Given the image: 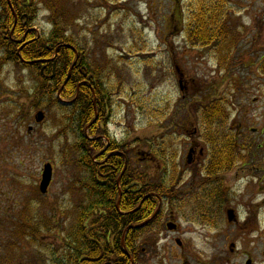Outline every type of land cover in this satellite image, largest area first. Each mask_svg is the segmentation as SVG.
Segmentation results:
<instances>
[{"label":"rangeland","instance_id":"rangeland-1","mask_svg":"<svg viewBox=\"0 0 264 264\" xmlns=\"http://www.w3.org/2000/svg\"><path fill=\"white\" fill-rule=\"evenodd\" d=\"M39 1L33 23L39 37H49L52 31L47 7L58 3L70 12L67 36L81 47L87 64L98 68L99 79L106 85L109 135L117 141L127 139L132 143L133 151H138L132 166L137 165L139 171L154 174L146 142L155 145L159 140L164 145L171 134L176 137L172 148L177 151L179 173H205L203 162L183 167L187 145L190 142L205 145L196 115L199 103L207 105L209 99L224 102L229 114L228 130L244 147L241 161L223 172L231 173L226 178L228 207L236 210L241 219H248V204L243 203L242 193L249 190L245 189L249 179L243 178L242 182L236 173H257V177L264 173V0H252L250 9L245 0H225V26L232 42L226 40L228 59L223 69L213 46L191 45L182 26L170 25L174 8L181 10V22L187 17L188 0ZM231 43L233 48L229 47ZM176 68L183 75L184 92L178 88ZM33 85V73L28 68L3 64L0 60V261L17 257L24 263L38 251L44 253L35 248L30 258L24 259L10 246L14 242L12 228L19 225L22 217V205L35 199L34 188L44 164L53 166L54 179L47 196L38 203L40 216L46 217L50 224L54 217L55 224L64 229L72 221L81 198L75 188L81 177L75 170L76 152L72 145L77 137L72 134V116L57 108L34 109L30 100L22 98ZM38 111L45 113L40 125L34 123ZM171 121L177 123L176 128L170 127ZM10 150L15 157L9 156ZM141 156L148 160L141 161L144 160ZM255 182L258 184L259 180ZM263 201L261 192L254 200L256 208L249 220L254 219L252 223L259 228L253 235L246 232L242 235L235 226L222 225L213 230L193 223L192 229L195 232L202 229L206 236V239L192 237L198 261L245 264L250 259L254 264H264ZM51 231L47 237L39 235L40 244H54L59 230ZM137 241V264H160V224L145 231Z\"/></svg>","mask_w":264,"mask_h":264},{"label":"trees","instance_id":"trees-1","mask_svg":"<svg viewBox=\"0 0 264 264\" xmlns=\"http://www.w3.org/2000/svg\"><path fill=\"white\" fill-rule=\"evenodd\" d=\"M188 1L190 2L189 7L185 9L187 17L181 22V18L183 19L181 10L174 8L169 19L171 20L170 25L182 26L186 33V40L191 45L215 46L220 68L226 67L228 56L226 55L224 39L222 38L223 20L226 15L224 1ZM39 3V0H0V60L3 64L10 63L24 66L33 73L34 85L30 88V91H25L22 98L30 100L34 104V109L50 110L57 108L62 113L72 116V134L77 137L72 145L76 152L75 162L77 165L75 170H78V173H86L91 176L95 173V166L92 162L95 152L94 144L93 141L83 138V130L95 118L92 91L97 98L95 100L96 111L100 113V106H103V101L107 98L106 85L99 78L93 77L89 81L92 90L87 87H81L80 93H77V88L81 81L77 65L70 72L69 79L66 82L68 70L75 59V54L71 48H77L74 39L67 36L66 30L67 19L72 16L69 17L71 15L70 12L63 10L58 3L47 7L51 13L52 31L49 37H37L33 23L38 14ZM183 23L184 25H182ZM66 45L72 47L69 48ZM227 51H229V47H227ZM44 59L51 61L47 65L42 62H34ZM23 62L31 64L27 65ZM53 62H56L57 65L55 78L51 80L47 77L51 73ZM63 85L64 87L60 92V100L74 101L70 107L60 106L58 99H56V94ZM82 91L84 94H82ZM196 115L199 119V125L202 127V138L209 148L205 173L230 171L236 162L240 160L242 152L239 150L237 138L228 130L229 114L224 107V102L214 100L208 101L207 105H200L199 103ZM67 119L70 120L71 117H67ZM67 119L64 120L65 123ZM95 126L96 123L92 124L88 129L89 137L95 135ZM171 126L174 127V123ZM158 141L155 145L146 142L150 150L149 161H152L155 166L152 173H158L162 164L160 160L165 161L163 173H175L177 171L176 151L172 146L175 144L173 141H176V137L168 134L164 145H160ZM9 156L12 157L13 154L10 153ZM145 158L148 159L147 157ZM11 168L13 169L14 166L12 165ZM149 173V171H139L136 168L132 170L134 193L131 197L133 204L130 210L132 208L134 210L143 197L149 193L154 196L146 199L140 209L131 215L132 225L149 219L157 206L156 197L160 198V183L152 182ZM124 179L125 176L122 177V182ZM78 184L82 186L83 182L76 181L75 188L80 190ZM136 184L138 185L136 186ZM19 185L22 188L23 184L19 183ZM81 188L82 198L80 203L74 209L72 221L64 229L55 224L54 217L53 222L50 224L46 217L40 216L38 211L40 205L38 203L44 197L38 193L37 188H34L35 199H30L22 205V217L19 225L14 224L12 228L14 242L10 246L19 252L21 258L24 259L30 258L31 252H34L35 248L42 249L44 253L38 251L37 254L31 256L30 260L35 258L34 262L28 260L20 263L21 261L15 257L12 260L3 259L0 264H79L82 215L85 212L87 217H93L95 215L94 212L101 210L96 207L97 202H108L105 210L108 213L107 217H111V220H109L107 217L96 216L94 219H96V222L98 221L99 227L102 229L105 224L107 226L112 224L117 230L120 220V215L114 210L117 193L113 191L102 193L95 188V184L91 180L86 184L85 189L83 186ZM98 192L102 196V200L99 198ZM84 203H86V206L83 205ZM87 203H91V205H87ZM155 222L153 220L147 225V228L152 227ZM51 230H59V235L54 237V244L45 243L43 246L38 241L39 235L45 234L47 237L52 232ZM130 234L134 236L136 233L131 231ZM92 240L93 237L90 234L86 244L91 250ZM99 241L102 245L103 239L101 237H99ZM119 245L120 240L117 237L114 241V248L116 249L114 256L117 262L130 264L129 259L123 256ZM138 252L133 247L132 255L134 261L138 257Z\"/></svg>","mask_w":264,"mask_h":264},{"label":"flooded vegetation","instance_id":"flooded-vegetation-1","mask_svg":"<svg viewBox=\"0 0 264 264\" xmlns=\"http://www.w3.org/2000/svg\"><path fill=\"white\" fill-rule=\"evenodd\" d=\"M245 1L247 9H250L252 0ZM222 38L225 46L228 45L226 40H229V43L232 42L227 26L223 29ZM80 48L78 46L77 50L73 51L75 54L73 63L75 65L70 67L67 74V77L70 76V72L77 65L81 78L77 93H80L81 87H87L92 90L89 81L93 77L96 79L100 77L98 68L87 64L85 54ZM50 61L44 59L34 62H42L47 65ZM56 65L57 63L53 62L51 73L49 77L46 76L47 78L51 79L52 71L56 72ZM180 80L184 92L186 87L183 75ZM82 94H84L83 91ZM92 94L94 95V100H97L93 91ZM106 103L107 98L104 99L103 106H100V113H97L96 132L92 139L95 151L92 157L95 173L91 176L81 173V179L84 181L82 185L84 189L91 180L98 191L102 193L108 191L117 193L114 210L116 213L120 212L118 213L120 215L119 227L115 230L112 224L109 226L105 224L101 229L98 221L96 222V219H94L95 216L107 217L108 213L105 208H107L108 202H97L96 207L101 210L94 212L95 215L93 217H87V213L83 212L80 225L79 264H122L118 263L114 256L116 252L114 248L115 239L119 237L120 250L123 256L128 258V254L133 258L134 243L135 247L138 248L139 242L137 240H139L141 235L135 234L133 236L130 234L131 231H128L132 225L131 215L133 214V208L131 210L130 208L133 204L131 197L134 193V183L130 172L133 165L132 143L128 142L127 139L117 141L109 135L107 129L109 126L107 123L108 107ZM174 127H177L176 122H174ZM85 134L84 130V138ZM194 134H197L196 130ZM207 154L208 146L206 144L190 142L187 145V156L189 155V159L186 160V163L189 161L191 165L200 162L204 164ZM13 157H15L14 151ZM141 161L144 162L145 159ZM227 174L231 173H223L222 171L220 173H160V264H204L203 260L201 262L198 261L194 255L192 237L197 236L200 239H206V236L201 231L202 229L195 232L191 227L193 223L213 230L222 225L235 226L238 227L242 235L244 232L253 235L259 231V228L252 223L254 219L252 221L249 220H251V214L256 208L254 200L260 197L261 192L264 194V173H261V177H257V173H236L237 176L241 177L242 182L245 178L249 179L248 184L245 186V189L249 188V190H245L242 193L243 203L248 204L247 208L249 211V218L244 220L239 217L236 210L228 207ZM123 176H125V179L122 182ZM255 179L259 180L258 184H256ZM253 184H256V186L253 187ZM99 198L102 200L100 193ZM118 198H120V202H117ZM87 205H91V203H87ZM229 211L233 214L231 220L228 219ZM107 218L111 220V217ZM185 224L187 227H185ZM90 234L93 237L92 250L86 244ZM99 237L103 239L102 245ZM132 241H134L133 245ZM247 261H250V264H254L253 260L247 259L245 263Z\"/></svg>","mask_w":264,"mask_h":264},{"label":"water","instance_id":"water-1","mask_svg":"<svg viewBox=\"0 0 264 264\" xmlns=\"http://www.w3.org/2000/svg\"><path fill=\"white\" fill-rule=\"evenodd\" d=\"M54 66H55V63H54ZM176 73L178 74V77H180V71L178 69H176ZM54 75H52L53 77ZM69 79V76L66 80V82L68 81ZM179 86H180V90L182 91V86H181V82L179 81L178 82ZM72 102H60V104L62 105H70ZM34 120L37 124L43 122L44 120V114L43 112H38L35 117H34ZM188 159H189V156H188ZM188 164H190V162L188 161ZM51 180H52V166L50 164H45L42 168V172H41V179H40V183H39V186H38V190H39V193L41 195H45L48 191V188L51 184ZM158 211L152 216L151 219H153L156 215H157ZM233 218V215H232V212H229L228 213V219L231 220ZM151 219L147 220L146 222H144L143 224L141 225H138V226H135V227H132V229L134 230H139L141 228H144L150 221ZM246 264H250V261H248Z\"/></svg>","mask_w":264,"mask_h":264}]
</instances>
